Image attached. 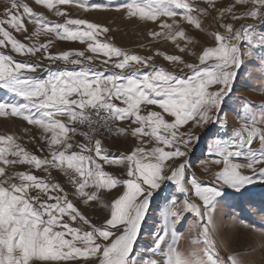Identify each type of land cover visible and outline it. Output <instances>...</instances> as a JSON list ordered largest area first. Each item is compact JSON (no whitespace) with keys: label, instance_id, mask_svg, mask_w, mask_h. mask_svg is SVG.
Returning <instances> with one entry per match:
<instances>
[{"label":"snow or ice","instance_id":"obj_1","mask_svg":"<svg viewBox=\"0 0 264 264\" xmlns=\"http://www.w3.org/2000/svg\"><path fill=\"white\" fill-rule=\"evenodd\" d=\"M35 3L54 11L57 17H65L64 22H49L22 0H5L0 18V48L10 45L11 51L22 57L42 53L48 65L59 61L73 68L65 67L43 81H34L25 78L26 73L36 70L34 64L18 62L12 55L0 52V88L26 102L0 101V117L19 118L33 126L36 130L33 136L46 145V149L39 147L38 151L48 153L42 159L26 150L14 135H0V165H3L0 166V264H127L152 191L164 180L184 190L186 153L196 137L180 129L189 121L197 127L216 122L222 97L231 90L247 53L239 45L248 39L247 26L264 16V0H231L228 4H218L217 0L200 3L130 0L123 4L114 0L102 3L35 0ZM60 5L85 11L123 10L128 19L157 23L160 30L149 32V36L171 40L181 54L196 57L198 63H188L183 55H164L165 60L188 69L187 76L150 66L151 56L131 54L97 40L108 29L85 19L68 18ZM237 9L243 11L238 14ZM209 17L218 22L217 28L208 35L209 45L199 53L193 52L190 46L194 41L187 31H203V19ZM25 20L34 26L30 35ZM242 20L251 23L234 27ZM13 32L25 34V39L34 42L26 45ZM48 34L59 40L87 44L86 51L93 55L86 56L85 51L52 55L49 53L52 41L38 43L41 35ZM181 40L185 42L183 47L179 44ZM99 56L106 58L101 61L102 70L91 66ZM75 66H80L79 70ZM141 67L149 71L141 73ZM126 71L130 74L126 75ZM114 100L124 106H117ZM141 105L145 108L155 105L162 111L149 109L145 115ZM164 114L172 117V122ZM260 120L264 123V116ZM124 121H130L126 128L121 126ZM257 128L259 124L240 123L235 132L237 139L231 146H216L219 158L212 159V163L217 170L210 176L215 185L239 191L254 175L264 181V128L259 132ZM106 133L131 135L143 146L131 148L126 156H108L102 140ZM145 137L154 141L155 146L147 148L149 141ZM17 165L42 170L49 177L51 170L57 169L72 190L67 191L31 171H16ZM104 165H126V179L116 178L104 170ZM189 187L196 202L183 203L172 215L188 211L197 217L188 230L189 235H195L188 247L182 248L181 239L188 237L177 234L164 264H231V256L227 260L221 257L220 242L210 227L215 209L208 206L220 191L194 184ZM33 189L39 191L32 195ZM102 189L118 191L112 194L110 215L97 226L79 210L77 203L91 206V201L102 202L105 195ZM41 194L47 200H41ZM152 264L157 261L152 260Z\"/></svg>","mask_w":264,"mask_h":264},{"label":"rangeland","instance_id":"obj_2","mask_svg":"<svg viewBox=\"0 0 264 264\" xmlns=\"http://www.w3.org/2000/svg\"><path fill=\"white\" fill-rule=\"evenodd\" d=\"M22 2L27 3L33 12L44 16L51 23L64 22L65 17L55 16L54 11L50 12L42 5H37L35 0H22ZM90 2L102 3L103 0H90ZM114 2L123 4L130 2V0H114ZM190 2L200 3V0H190ZM230 2L231 0H217L218 4H228ZM5 6V0H0V18H2ZM59 7L62 12L68 13V18L85 19L108 29L107 32L99 35L97 40L111 43L113 46L131 54L143 57L151 56L150 66L163 68L178 76H187L190 74L188 69L165 60L164 55H183L188 63H198L196 57L187 53L181 54L171 40L165 39L163 36H158L155 39L149 36V32L160 30L157 23L151 21L140 22L137 18L128 19L125 17L123 10L117 12L113 9L101 12L94 9L85 11L82 8L68 5H60ZM242 11L243 9H237L238 14ZM176 19L179 20L180 17L178 16ZM247 23H251V21H238L234 27L239 28L242 24ZM217 25L218 22L209 17L203 19V31L188 29L187 35L194 41V45L190 46L191 51L199 53L203 47L208 46L210 43L208 35L216 30ZM25 26L27 35H30L34 30V26L29 24L27 20H25ZM246 32L248 39L241 42L239 47L241 50L247 49V53L243 55V62L236 71L231 90L222 97L216 122L197 127L189 121L180 129L181 132L190 133L196 137L189 144L190 149L186 153L182 182L184 190L181 191V186L164 180L157 189L152 191L127 264H152V260L157 261V264H164L167 254L174 245L177 234L188 237V240L182 238L179 245L182 248L188 247L192 236L195 235V233L189 235L188 230L197 220V217L188 211L177 216H173L172 212L189 200L196 202L197 198L194 196V191L189 187L193 184L202 187H213L214 190L220 191V195L215 197L208 207L215 209L211 217L210 227L212 232L215 233V238L220 242L221 257L227 260L231 256V264H264V181L259 176L254 175L251 182L236 191L229 186L221 188L210 180L212 172L217 170V166L212 163V159L219 158L216 154L218 144L231 146L237 139L235 132L238 131L237 127L240 123L242 125L245 122L259 124L260 128H264V123L260 120L261 116H264V46H260L264 43V16L248 25ZM12 34L17 40L26 45L31 46L34 42L25 39V34L17 32ZM48 41L53 42L49 48V53L52 55H59L64 51H85L86 56L93 55L86 51L87 44H81L78 41L59 40L54 34L41 35L38 38V43L41 44H47ZM184 43L183 40L179 41L181 47L184 46ZM0 52L12 55L14 60L18 62L34 64L36 70L25 74L26 79L34 81H43L52 72L63 70L65 67L69 70L73 68L72 65H64L59 61L56 64L48 65L49 62L43 57L42 53H37L36 56H19L11 51L10 45L6 49L0 48ZM103 59L106 58L99 56L91 66L96 67L97 70H102L104 66L101 61ZM108 66H111V62ZM75 67L76 70H79L80 66ZM181 69L183 70L181 71ZM147 71H149V68L141 67V73ZM125 74L130 73L126 71ZM0 101L17 104L26 103L22 98L2 88H0ZM113 102L117 106H124L118 100ZM141 109L142 114L145 115L149 109L162 111L155 105H149L146 108L141 105ZM164 115L166 120L172 122V117L167 116V114ZM129 123L130 121H124L121 126L126 128ZM133 127L136 126L133 125ZM260 128H257V132L260 131ZM25 129H28V131L26 132ZM35 131L33 126L28 125L27 122L21 121L19 118L0 117V135H14L26 150L43 159L48 153L46 150L40 152L38 148L44 147L46 149V145H42L38 137L33 136ZM144 139L149 141L147 148L150 149L155 146L154 141H151L148 137ZM103 142L104 145H109L111 148V152L107 155L117 157L121 154L128 155L131 148L135 146H143L138 145L131 135L125 137L121 133H119L118 138L108 139L105 137ZM161 147L163 146L161 145ZM165 150L168 149L165 148ZM182 150L185 149L182 148ZM230 150L233 149L230 147ZM15 170L31 171V174L50 183H57L69 191L70 185L67 178L57 169L51 170V177L48 173L42 170L30 169L27 165H17ZM104 170L118 179H126V175H124L126 165H104ZM120 187L122 188V186ZM37 191L39 190L33 189L31 194L35 195ZM101 191L105 194L102 202L91 201L89 202L91 206L77 203L79 210L91 223L97 226L101 225L104 218L110 215L112 194L118 190L102 189ZM52 194L55 195L56 193ZM41 200H47V197L41 194ZM48 202L54 203V201ZM64 219L67 220V217H64ZM177 220L178 223L175 222ZM69 223L72 222L69 221ZM73 226L79 225L73 224ZM83 228L88 230L87 225H84ZM157 243H159V247H156ZM69 264H74V262H69Z\"/></svg>","mask_w":264,"mask_h":264},{"label":"bare ground","instance_id":"obj_3","mask_svg":"<svg viewBox=\"0 0 264 264\" xmlns=\"http://www.w3.org/2000/svg\"><path fill=\"white\" fill-rule=\"evenodd\" d=\"M106 138L111 139V138H118L119 137V133H106L103 138V140Z\"/></svg>","mask_w":264,"mask_h":264},{"label":"crops","instance_id":"obj_4","mask_svg":"<svg viewBox=\"0 0 264 264\" xmlns=\"http://www.w3.org/2000/svg\"><path fill=\"white\" fill-rule=\"evenodd\" d=\"M104 147H105V151H106L107 153H110V152H111V150H110L111 148L109 147V145H106V144H105ZM107 153H106V154H107Z\"/></svg>","mask_w":264,"mask_h":264},{"label":"built area","instance_id":"obj_5","mask_svg":"<svg viewBox=\"0 0 264 264\" xmlns=\"http://www.w3.org/2000/svg\"><path fill=\"white\" fill-rule=\"evenodd\" d=\"M70 190H72V189H71V185H70L69 191H70Z\"/></svg>","mask_w":264,"mask_h":264}]
</instances>
